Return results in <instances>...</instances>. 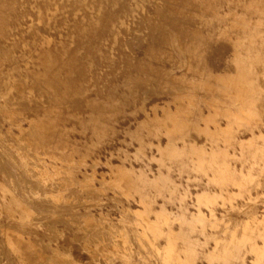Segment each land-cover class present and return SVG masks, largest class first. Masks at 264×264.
Segmentation results:
<instances>
[{
	"label": "bare ground",
	"instance_id": "bare-ground-1",
	"mask_svg": "<svg viewBox=\"0 0 264 264\" xmlns=\"http://www.w3.org/2000/svg\"><path fill=\"white\" fill-rule=\"evenodd\" d=\"M0 264H264V0H0Z\"/></svg>",
	"mask_w": 264,
	"mask_h": 264
},
{
	"label": "rangeland",
	"instance_id": "rangeland-1",
	"mask_svg": "<svg viewBox=\"0 0 264 264\" xmlns=\"http://www.w3.org/2000/svg\"><path fill=\"white\" fill-rule=\"evenodd\" d=\"M162 102H163V99H156L155 102H153V103H162ZM221 122H223V120H221ZM99 156L101 158H103L104 157V152L100 153ZM94 169H95L97 175L105 174L107 172L106 165L103 163L102 160H100L98 163H96ZM191 190L195 192V191L198 190V187L193 185V186H191ZM130 205L133 208H135V209L138 208V203L137 202L131 201ZM103 209H107V206L104 205ZM109 213H110V217L111 218H116L117 215H118L117 210L116 209H112V208H109ZM246 257H247V261H249L250 260V255L249 254L246 255Z\"/></svg>",
	"mask_w": 264,
	"mask_h": 264
}]
</instances>
